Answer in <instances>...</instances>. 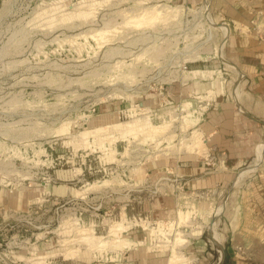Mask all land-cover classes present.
Returning a JSON list of instances; mask_svg holds the SVG:
<instances>
[{
    "label": "rangeland",
    "instance_id": "1",
    "mask_svg": "<svg viewBox=\"0 0 264 264\" xmlns=\"http://www.w3.org/2000/svg\"><path fill=\"white\" fill-rule=\"evenodd\" d=\"M212 5L0 0V264H224L238 173L178 171L241 77Z\"/></svg>",
    "mask_w": 264,
    "mask_h": 264
},
{
    "label": "crops",
    "instance_id": "2",
    "mask_svg": "<svg viewBox=\"0 0 264 264\" xmlns=\"http://www.w3.org/2000/svg\"><path fill=\"white\" fill-rule=\"evenodd\" d=\"M211 3L229 26V48L241 77L235 88L237 96L214 104L208 116L209 159L193 158L181 163L178 171L194 176V184L207 174L202 170L203 163L224 169L223 177H211L213 184L230 182L239 173L240 181L223 210L229 220L226 230L230 232L224 234L223 241L212 227L211 240L220 248L224 264H264V150H261L264 148V0H211ZM207 168L210 167L204 170ZM245 197L249 201L243 204ZM235 214L245 218L231 221Z\"/></svg>",
    "mask_w": 264,
    "mask_h": 264
},
{
    "label": "bare ground",
    "instance_id": "3",
    "mask_svg": "<svg viewBox=\"0 0 264 264\" xmlns=\"http://www.w3.org/2000/svg\"><path fill=\"white\" fill-rule=\"evenodd\" d=\"M235 94H236V96H237V93L235 92ZM192 147H191V150H195V151H197V150H199L200 148H202L201 146H202V140L200 139V137L199 136H196V137H193V139H192V145H191ZM201 150V149H200ZM259 159H260V157H259ZM261 160V159H260ZM240 181V180H239ZM184 217V216H183ZM187 218H185L184 220H186ZM180 221H181V219H180ZM179 221V222H180ZM183 221V220H182ZM173 259V258H172ZM176 259V258H175ZM173 262V261H172Z\"/></svg>",
    "mask_w": 264,
    "mask_h": 264
},
{
    "label": "water",
    "instance_id": "4",
    "mask_svg": "<svg viewBox=\"0 0 264 264\" xmlns=\"http://www.w3.org/2000/svg\"><path fill=\"white\" fill-rule=\"evenodd\" d=\"M238 180H239V173L236 174V175L233 177V179H232V181H231V183H230V186H229V190H228L227 195H229L230 191H231L232 188L237 184ZM224 206H225V202L223 203V207H224Z\"/></svg>",
    "mask_w": 264,
    "mask_h": 264
}]
</instances>
